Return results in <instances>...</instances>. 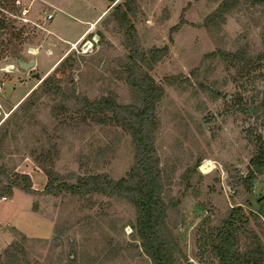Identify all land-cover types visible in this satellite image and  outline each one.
I'll return each mask as SVG.
<instances>
[{"label": "rangeland", "instance_id": "1", "mask_svg": "<svg viewBox=\"0 0 264 264\" xmlns=\"http://www.w3.org/2000/svg\"><path fill=\"white\" fill-rule=\"evenodd\" d=\"M65 2H78V15L99 9L85 0ZM118 3H129L128 22L119 18ZM15 4L0 0V67L16 63L14 47L38 60L28 70L17 64L10 72L0 69V167L6 174H27L32 188L44 189L49 173L55 190L90 174L138 181L132 111L143 106L144 94L136 75L158 91L150 138L165 234L176 242L173 264H217L210 240L237 204L245 209L235 224L237 246L262 258L246 264H264V171L249 179L250 159L264 146L263 0H115L85 35L92 45L84 50L85 41L70 50L49 33L50 21L55 26L77 14L54 9L46 20L43 11L52 5L44 0ZM33 47L38 53L28 52ZM44 79L71 98L51 93ZM73 95L107 98L114 109L86 111ZM205 160L214 162L208 172L201 169ZM11 187L0 174V195L11 194ZM43 189H32L31 206L53 221V233L29 236L12 229L0 264H152L127 197ZM7 203H0V214ZM17 211L27 233H46Z\"/></svg>", "mask_w": 264, "mask_h": 264}, {"label": "trees", "instance_id": "2", "mask_svg": "<svg viewBox=\"0 0 264 264\" xmlns=\"http://www.w3.org/2000/svg\"><path fill=\"white\" fill-rule=\"evenodd\" d=\"M114 1V0H111ZM126 3L122 6L121 3L116 5V11L119 13V18L128 22L129 17L126 12ZM131 28L134 26L130 23ZM131 37L136 41L135 33L131 30ZM137 43V42H136ZM136 54L135 50H131ZM134 83L138 85L140 91L144 94L143 106L137 109L134 114V133L136 138V146L138 149L137 164L141 172V177L137 181L114 180L107 176L90 174L87 177L80 178L76 184H62V187L71 188L75 192H102L115 193L122 195L131 200L137 212V231L142 239V246L150 256L152 264H173L171 251L176 247V242L165 234V207L160 200L161 181L156 166V160H153V147L150 138V131L153 117V101L157 99L158 91L153 93L150 86L142 80L133 76ZM50 79H44L42 84L53 94L60 95L64 100H69L71 96H67L62 91L60 86L50 83ZM36 89L28 93V98L35 94ZM26 96V97H27ZM81 107L86 110H95L101 107L113 108L110 100L100 99L88 101L85 98L73 95ZM27 102V100H26ZM6 133V132H5ZM2 138H0V143ZM1 156V152H0ZM251 170L249 179L253 182L257 173L264 171V146L260 147L259 153L251 157ZM0 174L7 178L11 186L23 188L27 192L32 191V183L29 175L16 174V177H10L5 170L0 167ZM48 174V180L43 191L57 193L59 191L51 187V179ZM252 182L248 187L251 189ZM12 187L10 192H12ZM51 187V188H50ZM2 192V191H1ZM245 212L242 204L232 206L229 215L222 223L214 228L215 236L210 240V251L217 258V264H246L252 259L253 263H259L262 258L257 255V251H253L250 255L248 252H242L237 246L236 222L240 220Z\"/></svg>", "mask_w": 264, "mask_h": 264}, {"label": "crops", "instance_id": "3", "mask_svg": "<svg viewBox=\"0 0 264 264\" xmlns=\"http://www.w3.org/2000/svg\"><path fill=\"white\" fill-rule=\"evenodd\" d=\"M46 3L51 4L52 10L53 8L56 10H66L70 14H77L78 2L67 4L65 0H44ZM115 1V0H114ZM114 1L111 0H85L86 5H89V2L92 3V6L95 8L96 5L99 6V9L94 10L95 13L91 15H75L76 18L69 17L68 19L62 20L61 22H56L52 24L50 21V29L49 33L57 34L58 38L65 41L67 44L70 42H74L84 36L87 32L90 24L93 22L98 23V21L105 15L104 11H108L109 7L112 6ZM63 12V11H62ZM54 26L56 29L53 31L51 28ZM56 36V35H54ZM55 48V47H54ZM62 49V45L59 47ZM35 58V65L37 62V57ZM57 61H55L56 63ZM29 92V91H27ZM25 91L21 97L14 103V106L25 97L27 94ZM24 171V170H23ZM38 173V172H37ZM31 174V173H30ZM256 181V180H255ZM45 177L42 178V184L44 185ZM255 183H253L252 191H254ZM45 186V185H44ZM35 191L43 189L42 185L33 186ZM22 197H24L22 199ZM33 199V193L22 191L21 189L14 188L11 194L6 195L4 199H0V203H7V208L4 206L2 210L3 214H0V251L5 246H7L10 241L14 238V232L12 229L20 231L23 234L29 236H49L53 233V221L43 215L40 212L35 211V209L31 206V201ZM5 205V204H3ZM17 207L25 214V217L29 218L30 222L39 223L42 226V231L44 230L46 233H39V235H33V233H27L23 226L20 224L22 221L21 217H18ZM22 213V212H21Z\"/></svg>", "mask_w": 264, "mask_h": 264}, {"label": "water", "instance_id": "4", "mask_svg": "<svg viewBox=\"0 0 264 264\" xmlns=\"http://www.w3.org/2000/svg\"><path fill=\"white\" fill-rule=\"evenodd\" d=\"M264 3V0H263ZM16 46V44H15ZM10 54L13 56V58L15 59V61L17 62L18 66L22 69V70H28L30 68H32L33 66H35V58L34 56H29L26 57L25 55L21 54L18 51L17 47L12 48V50L10 51Z\"/></svg>", "mask_w": 264, "mask_h": 264}, {"label": "built area", "instance_id": "5", "mask_svg": "<svg viewBox=\"0 0 264 264\" xmlns=\"http://www.w3.org/2000/svg\"><path fill=\"white\" fill-rule=\"evenodd\" d=\"M25 10V12H27V10L26 9H24ZM24 12V13H25ZM44 12V15H43V17H44V19H46V20H48V19H52L53 18V16H54V8H53V10L52 11H46V10H44L43 11ZM36 24H39V25H41L40 23H38V22H35ZM42 26V25H41ZM42 27H45V26H42ZM45 29H47L46 27H45ZM81 39L82 38H80V39H78V40H76V41H74V42H70L69 44V48H71V49H77V46L79 45V43H80V41H81ZM87 41V40H86ZM86 41L85 42H83V50H84V47L86 46ZM78 43V45L77 46H75L74 48H73V45H75V44H77ZM81 48V49H82ZM28 51H30V48L28 49ZM47 52L48 53H51V50L50 49H48L47 50ZM16 62V61H15ZM16 64H17V62L16 63H9V64H6L5 66H2V67H0V69H2V70H5L6 72H9L6 68H7V66L8 65H11V66H16ZM17 66H18V64H17ZM12 67V68H13ZM0 87H1V85H0ZM1 107V106H0ZM1 112H2V110L0 109V114H1ZM6 197V195L5 194H2V195H0V199H4Z\"/></svg>", "mask_w": 264, "mask_h": 264}, {"label": "bare ground", "instance_id": "6", "mask_svg": "<svg viewBox=\"0 0 264 264\" xmlns=\"http://www.w3.org/2000/svg\"><path fill=\"white\" fill-rule=\"evenodd\" d=\"M105 13H106V10L104 11V14H105ZM94 27H95V22H93V23L91 24V28H89L88 31L84 34V36L82 37L81 41H85V40H84L85 35H87V33L90 32V30H92ZM81 41H80V42H81ZM77 45H78V43L75 44V45H73V48H74L75 46H77ZM87 45H92V41H91V40H87V41H86V46H87ZM71 48H72V47H71ZM71 48H69V49L71 50ZM6 69H7L9 72L12 71V69L9 68V65L7 66ZM213 166H214V162H213L212 160H205V161L203 162L202 166H201V169H202L204 172H208V171H210V170L213 169Z\"/></svg>", "mask_w": 264, "mask_h": 264}, {"label": "flooded vegetation", "instance_id": "7", "mask_svg": "<svg viewBox=\"0 0 264 264\" xmlns=\"http://www.w3.org/2000/svg\"><path fill=\"white\" fill-rule=\"evenodd\" d=\"M15 2H16V6H18L19 5V3H20V0H15ZM11 34H12V36H13V32H10ZM28 52H31V53H38V50L37 49H35L34 47L33 48H30V51H28ZM13 66H11V65H9V68H11L12 70H13V68H12Z\"/></svg>", "mask_w": 264, "mask_h": 264}]
</instances>
